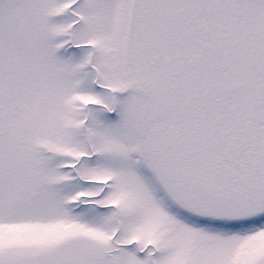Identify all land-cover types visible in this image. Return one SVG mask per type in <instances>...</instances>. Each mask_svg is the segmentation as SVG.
Masks as SVG:
<instances>
[{"label":"snow or ice","instance_id":"obj_1","mask_svg":"<svg viewBox=\"0 0 264 264\" xmlns=\"http://www.w3.org/2000/svg\"><path fill=\"white\" fill-rule=\"evenodd\" d=\"M0 264H264V0H0Z\"/></svg>","mask_w":264,"mask_h":264}]
</instances>
